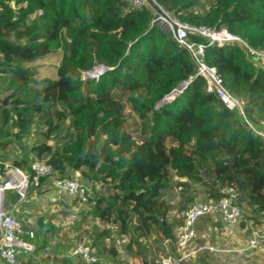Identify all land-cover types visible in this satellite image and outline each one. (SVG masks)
Returning a JSON list of instances; mask_svg holds the SVG:
<instances>
[{
    "label": "trees",
    "instance_id": "obj_1",
    "mask_svg": "<svg viewBox=\"0 0 264 264\" xmlns=\"http://www.w3.org/2000/svg\"><path fill=\"white\" fill-rule=\"evenodd\" d=\"M154 1L182 24L226 29L264 51V0H209L208 8L201 0ZM189 38L205 46V64L216 69L248 124L258 129L264 122V67L237 46ZM54 48L64 51L57 78L37 82L28 66ZM96 66L105 73L83 82L82 73ZM0 76L8 93L0 100V153L12 139L26 138L37 120L47 137L69 122L71 133L60 151H33L39 159L50 155L46 163L59 179L80 172L93 186L84 203L89 215L116 225L121 235L132 232L137 238L131 243L153 234L162 242L175 239L164 200L173 178L185 180L179 186L186 188L203 185L215 200L220 187H234L244 218L264 221V142L238 111L206 92L191 54L148 5L0 0ZM182 83L183 92L156 109ZM125 102L141 121L140 141L128 132ZM12 167L30 170L25 160ZM149 253L140 252L143 264H157ZM72 257L47 255L24 264H84Z\"/></svg>",
    "mask_w": 264,
    "mask_h": 264
},
{
    "label": "built area",
    "instance_id": "obj_2",
    "mask_svg": "<svg viewBox=\"0 0 264 264\" xmlns=\"http://www.w3.org/2000/svg\"><path fill=\"white\" fill-rule=\"evenodd\" d=\"M138 2L142 3V1ZM143 2L145 1L143 0ZM167 16V19L156 16L157 23L166 31L172 32L179 44L189 51L196 65L197 74L205 82L206 92L216 95L228 110L238 111L242 119L246 121L241 103L225 88L216 69L205 64V46L191 42L189 35L199 36L210 45L237 46L243 50L246 56L250 57L254 64L262 67H264L262 65L264 64V51L251 48L240 36L232 34L226 29L193 27L180 23L175 17ZM247 126L264 142V122H260L258 129L251 127L248 122ZM29 168V171H24L10 166L0 171V264H22V261L32 259L37 250V233L26 227L13 210L27 201L29 192L33 188H41L43 179L53 177V168L39 159L30 162ZM49 191L54 193L55 200L59 204H67L69 201L84 204L87 201V190L81 183L79 172L74 173L71 178L52 180ZM8 193H13L16 197V202L11 210L6 207ZM213 214H218L222 223L227 227H236L241 222L243 210L238 203V193L234 187H220L217 200L209 202L196 198L192 202L184 213L183 226L178 235L174 240H164L166 256L160 264H185L184 258L177 255L197 240V222ZM248 249L264 252V228H255L251 231ZM204 251L218 250L200 248L194 252L197 259ZM73 256L84 264H99L100 262L97 251L82 244L76 247Z\"/></svg>",
    "mask_w": 264,
    "mask_h": 264
},
{
    "label": "rangeland",
    "instance_id": "obj_3",
    "mask_svg": "<svg viewBox=\"0 0 264 264\" xmlns=\"http://www.w3.org/2000/svg\"><path fill=\"white\" fill-rule=\"evenodd\" d=\"M131 5L139 7L147 5L145 2L139 3L135 0H128ZM201 5L204 8H208L209 0H201ZM161 21V20H159ZM62 45L66 44V40L61 41ZM64 56L63 49L54 48L53 52L42 60L31 63L28 67L35 73V79L40 82L44 79H56L57 68L60 66ZM248 61H252L250 57L246 56ZM264 66V64H262ZM98 68L97 66L93 69ZM92 70V71H93ZM82 73V80L86 78H97L99 74H91V72ZM97 77H96V76ZM0 76V91L3 92L5 85L1 83ZM182 88V87H181ZM178 86L177 89L182 92ZM6 94H0V100L3 99ZM124 100V99H123ZM165 102V100H164ZM167 102V101H166ZM165 102V104H166ZM124 116L127 120L128 132L138 141L141 140V121L137 114L133 112L131 105L125 102ZM56 123V122H55ZM48 130L37 120L30 128L29 134L21 141L11 140L8 148L5 152L0 153V171L3 168L12 166L14 161L25 160L27 164L34 159H39L36 156L34 148L39 146H47L51 149L52 153L60 151L65 145L71 129L69 128V122L60 126L59 130L46 136ZM50 155H44L40 161L46 162ZM3 166V168H2ZM79 174H81L79 172ZM59 179L57 175L53 177L43 179L41 188L32 189L29 193L33 195L37 191H41L44 188L50 186L52 180ZM179 182L182 180L173 178L172 185L164 192V200L169 206L168 219L172 220V224H180L183 222L184 212L190 207L191 203L198 198L201 193L197 191L196 184H189L188 188L179 186ZM81 183L87 190V196H92V184H89L81 175ZM46 192L41 193L37 198V201L30 202L27 205V216L35 224V232L37 233V248L38 251L32 259L38 262L42 257L54 256H73V253L78 245H86L95 249L98 253L100 260L99 264H141L140 252L147 248L150 257L156 258L158 263L165 258L166 250L163 246L161 237L158 234H153L147 239H140L131 243V237L137 238L131 232L128 235L119 234L118 227L113 224H108L103 221L93 219L88 213V208L84 204L72 201L68 204L55 205L52 198V193L49 192L47 196H44ZM29 194V195H30ZM31 199L28 197V200ZM182 208H185L184 211ZM32 213L31 214L28 213ZM86 212V213H85ZM135 226V222L132 223ZM131 243V249H127ZM39 249L41 251L39 252ZM110 251L116 252L117 256L112 258ZM74 257V256H73ZM72 257V258H73ZM75 258V257H74ZM73 258V259H74ZM74 260L77 259L75 258ZM27 261H22V264ZM79 262V261H78Z\"/></svg>",
    "mask_w": 264,
    "mask_h": 264
},
{
    "label": "crops",
    "instance_id": "obj_4",
    "mask_svg": "<svg viewBox=\"0 0 264 264\" xmlns=\"http://www.w3.org/2000/svg\"><path fill=\"white\" fill-rule=\"evenodd\" d=\"M185 182L182 180L181 183ZM197 191L201 193L198 196L199 199L203 201H214V194L208 192L203 185H197ZM47 194L52 193V198L55 205H61L55 200V195L52 191H49V186L37 191L33 195L30 194L31 199L28 202L18 205L13 211L17 218L23 222V224L31 229L35 228V224L32 219L27 216L26 206L30 202L37 201V198L41 193ZM16 202V197L13 193L7 194L6 207L7 209H13V206ZM72 201H69L70 203ZM67 203V204H68ZM28 207V206H27ZM32 216V213L30 211ZM169 223H172V220L168 219ZM183 226V222L180 224H175V237L180 232ZM255 228H264V221L262 224H254L252 220H246L243 216V219L236 227H227L222 223V220L218 214H213L211 216L204 217L200 219L196 224L197 231V240L190 244L185 249L181 250L178 257L184 258L185 264H264V252L259 250L248 249V239L250 233ZM164 242V241H163ZM200 248H214L218 251H204L200 258L197 259L194 254ZM223 251V252H222ZM151 257H149L150 259ZM158 263V261H155ZM141 264L143 262L141 261Z\"/></svg>",
    "mask_w": 264,
    "mask_h": 264
},
{
    "label": "water",
    "instance_id": "obj_5",
    "mask_svg": "<svg viewBox=\"0 0 264 264\" xmlns=\"http://www.w3.org/2000/svg\"><path fill=\"white\" fill-rule=\"evenodd\" d=\"M146 2V4L152 8V10L154 11V13L156 14V16H162L164 18H168L167 14L161 9V7L154 1V0H144ZM96 74H99L101 75L102 73H104L106 71V69H104L103 67H98L96 68L95 70ZM182 85H185V84H181L179 86H182ZM177 89L169 96H167L164 100L166 103H170L172 102L176 97H178V95L180 93H178L177 95ZM164 100L161 102L162 104H158L156 109L160 108L163 104H165ZM245 124L247 125V122L244 120Z\"/></svg>",
    "mask_w": 264,
    "mask_h": 264
},
{
    "label": "clouds",
    "instance_id": "obj_6",
    "mask_svg": "<svg viewBox=\"0 0 264 264\" xmlns=\"http://www.w3.org/2000/svg\"><path fill=\"white\" fill-rule=\"evenodd\" d=\"M98 67H102V66H98ZM103 68H104V67H103ZM104 69H106V68H104ZM104 73H105V72H104ZM102 74H103V73H102ZM102 74H101V75H102ZM101 75H99L98 77L96 76L97 78H91V77H90V78H86L85 81L88 80V79H98ZM182 84H185V86H184V88H183V90H184L185 87L187 86V83H182ZM177 88H178V87H177ZM183 90H182V92H183ZM182 92H180V94H181ZM180 94H179V95H180ZM177 95H178V94H177ZM179 95H178V96H179ZM170 103H171V102H170ZM160 104H162V103H160ZM166 104H168V103H166ZM163 105H165V104H163ZM163 105H162V106H163ZM162 106H161V107H162ZM158 109H159V108H158ZM219 189H220V188H219ZM216 200H217V199H216ZM191 204H192V203H191ZM184 213H185V212H184ZM242 219H243V218H242ZM160 263H161V262H160Z\"/></svg>",
    "mask_w": 264,
    "mask_h": 264
},
{
    "label": "bare ground",
    "instance_id": "obj_7",
    "mask_svg": "<svg viewBox=\"0 0 264 264\" xmlns=\"http://www.w3.org/2000/svg\"><path fill=\"white\" fill-rule=\"evenodd\" d=\"M135 1L138 2V1H142V0H135ZM94 73H95V71H92V72H91V74H94ZM95 76H96V75H95ZM184 86H185V85H182V86H180V88H181V87L184 88ZM182 88H181V89H182ZM180 92H181V91H179V89H177V92H176V93L178 94V93H180Z\"/></svg>",
    "mask_w": 264,
    "mask_h": 264
}]
</instances>
